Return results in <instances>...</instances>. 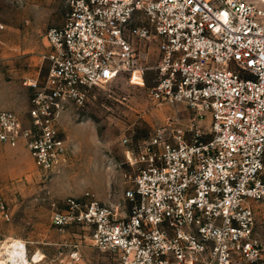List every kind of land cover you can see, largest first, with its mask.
<instances>
[{"label": "built area", "instance_id": "built-area-1", "mask_svg": "<svg viewBox=\"0 0 264 264\" xmlns=\"http://www.w3.org/2000/svg\"><path fill=\"white\" fill-rule=\"evenodd\" d=\"M142 18L145 25L136 21ZM142 20V22H143ZM155 38L158 61L138 64L136 42ZM44 85L26 119L0 109V145L24 142L36 168L61 167L57 122L118 79L183 104L193 119L155 127L127 160L129 209L89 193L52 212L56 227L81 224L115 264H253L264 252V0H69L46 33ZM26 84V83H25ZM210 115V127L197 120ZM206 134L208 137L206 138Z\"/></svg>", "mask_w": 264, "mask_h": 264}, {"label": "rangeland", "instance_id": "rangeland-1", "mask_svg": "<svg viewBox=\"0 0 264 264\" xmlns=\"http://www.w3.org/2000/svg\"><path fill=\"white\" fill-rule=\"evenodd\" d=\"M69 0H0V109L19 107L26 119L32 88L44 85L49 47L47 31L61 26ZM139 18L138 25H145ZM138 64L158 61L155 38L136 42ZM153 70H147L142 85L118 79L104 88L91 89L82 107H69L58 124V138L66 154L61 167L51 173L39 171L16 147L0 145V264H115L116 256L98 249L91 229L81 224L56 227L52 212L63 209L68 197L89 193L107 203L119 204L125 214L129 205L124 192L130 187L135 166L131 158L155 127L168 118L182 123L193 119L183 104H159L150 97ZM26 83V84H25ZM11 106L13 108H3ZM15 107V108H14ZM197 123L205 132L210 115ZM208 134H206V138ZM261 238L264 242V231ZM253 264H264L261 259Z\"/></svg>", "mask_w": 264, "mask_h": 264}, {"label": "crops", "instance_id": "crops-1", "mask_svg": "<svg viewBox=\"0 0 264 264\" xmlns=\"http://www.w3.org/2000/svg\"><path fill=\"white\" fill-rule=\"evenodd\" d=\"M1 108H2V106H0ZM3 108H13V107H11V106H5V107H3ZM15 108V107H14ZM6 110V109H5ZM14 110H16L17 112H18V114H22L21 113V111H20V109H19V107H17V108H15ZM16 112V113H17ZM65 117V112L59 117V119H58V124L62 121V119ZM24 142H20V144L17 146L18 147V151L19 152H21V153H24V154H26L27 156H28V151L24 148ZM106 200V202L108 201V197L105 199ZM105 202V201H104ZM112 203V202H111ZM113 204H115V203H113Z\"/></svg>", "mask_w": 264, "mask_h": 264}]
</instances>
